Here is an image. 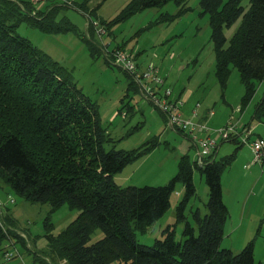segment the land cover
<instances>
[{
	"label": "trees",
	"instance_id": "trees-1",
	"mask_svg": "<svg viewBox=\"0 0 264 264\" xmlns=\"http://www.w3.org/2000/svg\"><path fill=\"white\" fill-rule=\"evenodd\" d=\"M88 2L73 6H52L53 2H48L38 8L30 0H0V188L30 203L48 204L51 211L64 204L77 211L76 218L56 235L52 234L51 223H44L48 248L41 256L35 251L34 262L254 264L253 241L238 253L220 248L229 216L220 180L232 156L220 160L208 156L200 165L183 155L176 174L162 186H119L114 176L154 149L156 142L129 151L117 150L101 124L97 104L73 81L71 72L16 33L22 22L45 33H76L78 29L69 21L55 23L54 18L66 8L92 18L95 9L89 10ZM170 2L178 8L175 16L189 9L187 0H128L116 18L101 23L109 27ZM248 2L244 10L242 0H200L211 28L215 78L225 87L231 69L237 70L244 87L242 106L251 99L257 85L264 83V0ZM172 18L161 13L158 21ZM238 19L241 21L227 42L223 28ZM86 28L83 40L92 53L99 54L106 47L96 41L97 31L90 22ZM112 49L125 48L123 44ZM125 75L137 90L132 77ZM253 120H264V92L255 106ZM194 170L204 177L208 189L207 214L201 217L198 210L192 212L195 224L185 222L181 242L175 240L174 225H169L152 245L137 243L134 232L144 231L167 212L178 183L183 186V195L176 206L175 221H185V209L196 194ZM0 219L6 227L16 226L1 211ZM96 229L103 237L90 244ZM5 239L0 226L2 252ZM19 243L25 245L24 241Z\"/></svg>",
	"mask_w": 264,
	"mask_h": 264
},
{
	"label": "rangeland",
	"instance_id": "rangeland-1",
	"mask_svg": "<svg viewBox=\"0 0 264 264\" xmlns=\"http://www.w3.org/2000/svg\"><path fill=\"white\" fill-rule=\"evenodd\" d=\"M72 1L80 3L83 0ZM127 2L128 0H89L90 8L95 9L94 15L89 19L76 10L63 9L62 11L66 12L54 18L55 23L65 19L78 29L76 33L72 31L45 33L29 22H22L16 28L19 36L29 40L71 72L73 81L97 104L101 124L115 141L117 150L129 151L156 142L157 146L154 149L129 163L114 176L116 184L121 187L162 186L176 174L181 156L187 155L191 161L197 159L196 144L168 127L162 116L163 113L129 85L125 75L129 74L112 63L113 58L112 55L110 57L109 52L116 45L125 44L124 50L132 52L135 61L136 53L140 51L142 54L137 61H144L145 65H158L160 74L166 78L176 93L186 90L192 92L190 102L202 96L203 102L212 107V111L214 110L217 115L227 114L222 125L208 124L209 128L222 127L229 119H234L232 118L234 116L236 118L234 120H239L241 124H249L253 121L254 126L258 127L255 133L260 134L264 141V120L259 122L252 119L255 106L263 96L264 83L257 85L253 96L243 106L244 87L235 68L231 69L225 87L218 83L214 75L215 56L210 40L211 28L207 14L202 13L200 0H187L188 11L178 16H175L178 8L170 2L161 9L142 10L109 27L101 23L116 18ZM242 5L244 10H247L248 0H242ZM37 7L40 8L41 4H37ZM161 13L173 18L160 22L158 18ZM87 21L96 28V31L97 28L105 31L101 35L95 32L96 41L102 47H106L100 50L99 54L92 53L83 40ZM240 21L241 19H238L230 27L223 28L227 42ZM137 66L142 69L138 64ZM161 89L156 90L158 94ZM172 93L174 94L173 91ZM200 105L201 103L199 108ZM201 116L198 109V117ZM217 147L213 159L220 160L225 156H232L230 163L223 169L220 180L224 201L232 215L224 226L220 248H231L233 253H238L247 243L253 241L254 263L258 264L261 261L264 264V224L260 231L254 227L250 233L247 227L231 233L228 231L233 228V222L237 220L236 216L235 220L233 219L239 211L238 197L246 200L251 196L255 200L264 195V168L262 174L261 168L252 163L253 155L246 145H241L234 156L232 152L235 145L232 142H224ZM256 168L259 172L253 171L250 174ZM192 177L196 194L185 209V221L178 223L175 221L176 206L183 195V186L178 183L170 197V207L167 212L144 231L134 232L137 243L152 245L156 238H161L162 230L169 225H174L175 240L181 242L185 222L195 224L192 212L198 210L201 217L207 214L205 204L208 199V189L204 177L197 170H194ZM256 179H260L257 189L252 188L254 181L250 183V180ZM249 207H252V211L255 210L253 203L247 205V211ZM0 211L3 217L9 215L16 225L6 227L3 225L4 219H0L1 230L4 231L6 238L1 245L3 252L0 251V264H34L33 253L36 251L41 256L48 248L43 236L44 223L50 222L52 234L56 235L77 216V211L70 209L67 204L51 211L48 204L30 203L12 194L7 188H0ZM261 213L253 216L258 223L263 222ZM102 237L103 233L96 229L91 234L89 243H94ZM22 241L25 242L24 246L19 243ZM8 249L13 256L11 260L6 261L4 254Z\"/></svg>",
	"mask_w": 264,
	"mask_h": 264
},
{
	"label": "built area",
	"instance_id": "built-area-1",
	"mask_svg": "<svg viewBox=\"0 0 264 264\" xmlns=\"http://www.w3.org/2000/svg\"><path fill=\"white\" fill-rule=\"evenodd\" d=\"M35 4H45L48 2H56L60 4L70 5L69 0H30ZM100 31V33H99ZM105 31L98 30V35ZM112 63L120 66L123 71L135 81L139 93L144 99L158 108L165 116L167 124L181 131L197 146V163L202 164L203 159L211 155L217 148L218 144L230 140L237 141L240 145L249 147L253 160L252 163L264 168V141L259 137H254L253 126L241 124L239 120L230 119L224 126L219 128H209L206 121L199 120L197 103L191 110L190 116H184L182 107L184 100L176 97L172 93L170 87H166L163 78L159 75L158 67L154 64H148L143 69H139L132 52L125 50L112 51ZM162 88V89H161ZM161 89L158 94L156 90ZM12 203V200H10ZM7 204V202L5 203ZM1 226V225H0ZM13 253L8 249L4 258L6 261L12 259Z\"/></svg>",
	"mask_w": 264,
	"mask_h": 264
},
{
	"label": "crops",
	"instance_id": "crops-1",
	"mask_svg": "<svg viewBox=\"0 0 264 264\" xmlns=\"http://www.w3.org/2000/svg\"><path fill=\"white\" fill-rule=\"evenodd\" d=\"M69 2H70V5L71 6H73V5H76V4H79V3H75V2H73L72 0H69ZM81 3V2H80ZM48 4H50V2L48 3ZM52 6H54V5H61L60 3H56V2H53L52 4H51ZM88 7H89V10H92L91 8H90V5H89V2H88ZM67 10L68 9H73V10H75L74 8H66ZM78 13H80L82 16H84L86 19H87V15L85 14V13H82L81 11H78V10H76ZM64 12H66V11H62V10H60V11H58L57 12V14H56V17L55 18H57L58 17V15L59 14H61V13H64ZM56 20V19H55ZM88 22L89 21H87V25H88ZM87 25H86V27H87ZM125 45V44H124ZM142 53L140 52V51H138L137 53H136V62H137V64L139 65V67L140 68H144V67H146L147 65H145V63L146 62H144V61H140V60H138L137 61V58L141 55ZM139 59V58H138ZM155 65V64H154ZM158 66V65H157ZM158 71H159V67H158ZM159 75L163 78V80H164V84H165V86L166 87H170L171 89H172V91L174 92V94H175V96L176 97H179V98H181V99H183L184 100V105H183V107H182V112L184 113V116H190V114H191V110L194 108V106L196 105V103H201V105H200V107L201 108H198V109H200V113H201V117L199 118V120H201V121H206L207 122V124H212L213 126H220V125H222L223 123H224V121H225V118H226V116H227V114H225V115H217V113L216 112H214V110L212 111V107H210V106H207L204 102H203V99H202V96H200L197 100H195L194 102H190L191 101V96H192V92L191 91H189V90H186V91H182V92H178V93H176L175 91H174V89L171 87V85L170 84H168V82H167V80H166V78L165 77H163L161 74H160V71H159ZM263 83V82H262ZM261 84V83H260ZM135 85H136V83H135ZM259 85V84H258ZM135 87H137V86H135ZM137 90H138V87H137ZM138 92H139V90H138ZM146 100V99H145ZM261 100V99H260ZM146 101H148V100H146ZM149 102V101H148ZM198 103V104H199ZM211 109V110H210ZM255 110V109H254ZM232 111V110H231ZM239 112H241V109H240V111ZM161 113V112H160ZM162 114V113H161ZM253 114H254V112H253ZM162 116H163V118H164V120H165V123H166V125L168 126V127H170L168 124H167V121H166V119H165V117H164V115L162 114ZM229 117V116H228ZM232 118H234V119H236L234 116L232 117ZM252 119H253V116H252ZM230 120V119H229ZM252 121V120H251ZM226 124V123H225ZM224 124V125H225ZM223 125V126H224ZM248 125H251V126H254V123H253V121L252 122H250ZM171 128V127H170ZM219 128V127H218ZM173 131H176L177 132V130H175V129H173V128H171ZM253 129H254V135H253V137H259V138H261V136H260V134H258V133H255V131L258 129V127L257 126H254L253 127ZM177 133H179V132H177ZM182 135V134H181ZM186 137V136H185ZM188 138V137H187ZM262 139V138H261ZM227 142H232L233 143V145H235V149H234V152H232L233 153V156H234V154L241 148V145L240 144H238L237 143V141H235V140H230V141H227ZM222 143H224V142H222ZM222 143H220V144H222ZM194 144V143H193ZM238 144V145H237ZM195 145V144H194ZM196 146V145H195ZM194 146V147H195ZM218 148V147H217ZM195 150H196V148H195ZM215 151L213 152V153H211V155L210 156H212V158H215ZM213 154H214V157H213ZM250 154H251V152H250ZM226 157V156H225ZM224 157V158H225ZM178 165V164H177ZM256 165V164H255ZM260 168V167H259ZM261 170V173L263 174V169H260ZM253 171H258L259 172V170L256 168V169H253L251 172H250V174L253 172ZM250 174H249V177H250ZM252 181H254V183H253V186H252V188H255V189H257L258 188V184H259V181H260V179H256V180H250V183L252 182ZM251 190H254V189H251ZM222 197H223V195H222ZM223 202L225 203V201H224V198H223ZM249 203H253L254 205H255V210L254 211H252V207H249V209H248V211H247V205L249 204ZM225 205H226V207H227V209H228V206H227V204L225 203ZM238 213H236V215H234V219L233 220H235V216H236V218H237V220L236 221H234L233 222V228L232 229H229L228 231H229V233H231V232H233V231H237V230H239L240 228H242V227H247V228H249L248 229V232L250 233L251 232V229L252 228H254V227H256L257 228V231H260L261 230V226L264 224V195H261V196H259V197H257L255 200L253 199V198H251V196H248L247 197V199L246 200H241L239 197H238ZM260 212H262L261 213V217H263V222H261V223H258V221L253 217V216H255V215H258ZM228 213H229V216H228V218H231L232 217V215H230V210L228 209ZM252 216V217H251ZM228 218H227V220H228ZM246 218V219H245ZM227 220H226V222H227ZM226 222H225V224H226ZM225 226V225H224ZM227 249H229V248H227ZM231 249V248H230ZM255 258V257H254ZM33 262H34V259H33ZM61 263H63V264H65V262L64 261H58L57 263L56 262H50V264H61ZM34 264H37V263H35L34 262ZM255 264V263H254ZM257 264V263H256ZM258 264H263V262H259Z\"/></svg>",
	"mask_w": 264,
	"mask_h": 264
}]
</instances>
